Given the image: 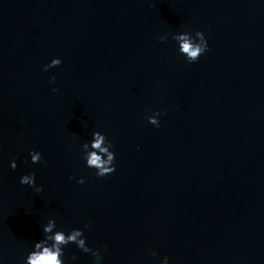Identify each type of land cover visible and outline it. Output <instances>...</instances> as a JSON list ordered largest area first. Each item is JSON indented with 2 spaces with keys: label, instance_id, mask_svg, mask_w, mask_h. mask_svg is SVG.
I'll list each match as a JSON object with an SVG mask.
<instances>
[{
  "label": "water",
  "instance_id": "obj_1",
  "mask_svg": "<svg viewBox=\"0 0 264 264\" xmlns=\"http://www.w3.org/2000/svg\"><path fill=\"white\" fill-rule=\"evenodd\" d=\"M195 30L209 47L188 63L172 33ZM97 129L103 177L81 149ZM49 217L90 222L100 264H264V0H0V264ZM65 260L96 264L75 244Z\"/></svg>",
  "mask_w": 264,
  "mask_h": 264
},
{
  "label": "clouds",
  "instance_id": "obj_2",
  "mask_svg": "<svg viewBox=\"0 0 264 264\" xmlns=\"http://www.w3.org/2000/svg\"><path fill=\"white\" fill-rule=\"evenodd\" d=\"M161 41L167 39L166 35H161ZM172 39L176 42V49L188 63H193L199 60L208 50V40L202 30L195 31H177L172 33ZM62 63L61 57H53L48 63L43 65V70L47 71L53 66ZM55 75L50 76L49 81L54 82ZM53 92L59 91L58 88L53 87ZM162 113L156 110L152 115L147 117L148 121L160 126V116ZM114 145L107 139L106 134L97 129L92 132V138L85 140L82 143V155L86 162V166L94 168L95 175L103 177L113 173L116 170ZM30 157L32 163H43L47 161L43 159V154L37 149L30 150ZM11 168L17 167L16 160L10 162ZM20 183L22 185L30 186L36 193L43 191V185L37 184L36 173L26 172L20 176ZM78 183H84V177L78 178ZM91 227V223H85L83 227H70L67 230L63 227L57 226L55 217H49L47 222L41 227L42 237L34 240L32 246L28 249L27 255L23 258V264H66V247L70 244H75L84 253H90L95 258L96 264H100L103 257L104 249L101 246L93 248L87 243L88 237L85 235V229ZM71 259H77L76 254L73 253ZM3 257H0V261ZM153 264H180L176 258L169 257L165 252L158 260L153 261Z\"/></svg>",
  "mask_w": 264,
  "mask_h": 264
}]
</instances>
